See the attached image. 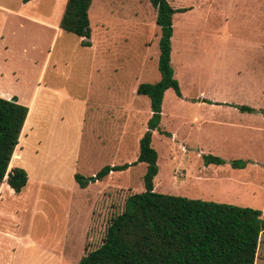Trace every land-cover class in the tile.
Instances as JSON below:
<instances>
[{"label":"rangeland","instance_id":"1","mask_svg":"<svg viewBox=\"0 0 264 264\" xmlns=\"http://www.w3.org/2000/svg\"><path fill=\"white\" fill-rule=\"evenodd\" d=\"M66 1L55 0L60 14ZM168 2L184 9L174 14L171 37L181 97L165 91L152 132L154 189L264 215V114L235 107L264 110V0ZM88 13L93 48L61 32L51 51L46 76L54 74L67 93L55 98V130L39 129L25 139L18 163L27 172L26 186L19 193L0 188V264H77L100 246L126 197L144 190L143 162L85 188L74 174L90 177L105 165L136 161L151 117L150 99L136 88L160 79L156 10L149 0H92ZM0 37L12 41L11 49H0L1 68L25 78L39 72L49 47L30 59L20 32ZM23 82L13 81V90L20 92ZM54 148L61 151L51 162ZM207 154L224 163L206 164ZM19 159L13 152L9 167ZM235 160L244 166L233 167ZM255 264H264V232Z\"/></svg>","mask_w":264,"mask_h":264},{"label":"trees","instance_id":"2","mask_svg":"<svg viewBox=\"0 0 264 264\" xmlns=\"http://www.w3.org/2000/svg\"><path fill=\"white\" fill-rule=\"evenodd\" d=\"M149 1L156 10L155 23L160 28L157 65L160 79L140 83L136 88L138 95L150 99L151 109L147 129L139 140L138 157L132 163L105 165L90 177L74 174L76 183L85 188L111 172L143 162L146 164L144 190L126 197L122 212L110 220L100 246L83 255L77 264H255L264 232V215L260 209L154 189L158 154L151 144L152 132L158 128L165 91L173 89L181 97L171 66V37L174 14L184 9L174 8L168 0ZM91 2L67 0L59 22L62 31L81 37L83 46L91 45L88 15ZM235 107L241 112L264 114V110L248 105ZM27 114L28 107L15 96L0 97V183L7 173ZM202 157L206 164L224 163L218 156ZM231 165L244 166L241 160L232 161ZM11 173L12 178L6 177V183L19 193L27 183V172L13 167Z\"/></svg>","mask_w":264,"mask_h":264},{"label":"crops","instance_id":"3","mask_svg":"<svg viewBox=\"0 0 264 264\" xmlns=\"http://www.w3.org/2000/svg\"><path fill=\"white\" fill-rule=\"evenodd\" d=\"M55 5V0H29L27 2L21 0L18 5L12 7L6 4H0V34H7L10 39L20 32L21 37L27 40V42L25 41L24 43L23 53L31 56L30 59H35L36 54L39 53L40 50L49 47L47 48L46 57L40 64L41 68L39 72L34 75L30 74L27 78L12 72V69L6 70L0 66V97L11 99L15 96L19 103L28 107V114L18 144L14 150V153L19 155L20 159L15 160L11 167L8 166L7 171L12 167H19L18 162L21 160V155L25 153V150L22 152L23 145H25V147L27 145L25 139H28L32 133H35L39 129L44 130L45 128L51 133L55 130V98L58 99L60 96H67L63 86L61 87V85H58L56 82L54 74H52L50 78L46 76L52 56L51 51L55 48V41L60 36L61 32H64L59 27L64 9L60 14L57 10V5ZM2 39L3 38L0 37V49H3V51L11 49L12 41L2 42ZM90 42V46H92L93 42L91 38ZM5 43L10 44L9 48H2ZM44 44L46 45L43 46ZM31 63L37 65V59L32 60ZM9 74H11V76ZM12 80L19 83L24 81L22 83L24 86L20 92L13 90ZM51 142L55 145L54 139ZM45 145L46 144H44V149ZM60 151L61 148L53 149V154L50 158L51 162L56 160ZM47 152L48 149L45 153L47 154ZM59 161L60 159H57L56 163ZM27 181H29L28 178ZM3 182L0 183V188L3 185V187H8L10 191H13L6 182Z\"/></svg>","mask_w":264,"mask_h":264},{"label":"water","instance_id":"4","mask_svg":"<svg viewBox=\"0 0 264 264\" xmlns=\"http://www.w3.org/2000/svg\"><path fill=\"white\" fill-rule=\"evenodd\" d=\"M6 177L7 178H12V173H11V171L9 170V171H7V173H6Z\"/></svg>","mask_w":264,"mask_h":264}]
</instances>
